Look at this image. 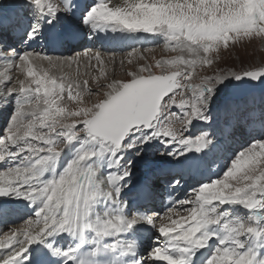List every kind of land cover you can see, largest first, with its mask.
<instances>
[{
    "label": "snow or ice",
    "instance_id": "6c2138e0",
    "mask_svg": "<svg viewBox=\"0 0 264 264\" xmlns=\"http://www.w3.org/2000/svg\"><path fill=\"white\" fill-rule=\"evenodd\" d=\"M109 2L73 0L70 6L69 0H25L23 7L30 8V13L0 15V61L5 68L0 73V108H12L0 134V162L17 160L0 168V197L12 195L37 205L34 219L0 230V264H21V259L27 264H199L198 250L204 248H211L205 264H264V254L252 243L258 239L264 246V225L256 223L264 219V212L241 221L227 219L223 208L264 209V138L230 153L222 174L190 188L186 198L169 197L171 204L163 213L141 211L128 216V201L121 198L128 187L121 182L132 174L133 161L124 160L128 151L135 150L136 157L151 151L154 162L164 161L154 163L138 188L139 194L151 200L158 194V181L171 191L189 174L224 157L237 133L245 129L250 134L264 133V96L259 104L233 106L228 90L233 81L264 85V70L226 72L194 83L198 61L181 55L157 61L160 74L141 66L128 72L126 80L105 78L99 83L93 77L97 99L91 102L85 100V93L93 95L88 80L81 84L52 71L70 68L81 56H88L87 51L61 57L36 50L17 52L9 44L24 29L26 42L42 37L43 26L68 19L90 29L89 38L97 29L106 28L156 34L172 51L202 50L205 56L199 62L211 64L206 54L221 44L227 47L230 40L264 34V0H124L122 6H109ZM74 34L69 28L57 39ZM91 58L104 77L100 53ZM14 69L25 78L17 77L10 87L9 73ZM65 97L73 102L71 109ZM74 141H79L76 154L57 173L61 152ZM154 141L162 146L159 150L153 147ZM18 142L22 146L12 151ZM93 143L100 150L85 147ZM103 153L107 161L101 173ZM93 157L96 163H88ZM49 165L52 175L45 179ZM145 224L158 237L147 254L140 256L137 242L128 235ZM216 225L218 229L211 227ZM60 234L80 242L74 247H55L54 238ZM32 245L40 247L25 255ZM105 254L110 259H103Z\"/></svg>",
    "mask_w": 264,
    "mask_h": 264
},
{
    "label": "bare ground",
    "instance_id": "6f19581e",
    "mask_svg": "<svg viewBox=\"0 0 264 264\" xmlns=\"http://www.w3.org/2000/svg\"><path fill=\"white\" fill-rule=\"evenodd\" d=\"M72 2H73V0H69L70 6H71ZM82 2L83 3H93L92 0H82ZM94 2H95V0H94ZM113 4H115V5H121L122 6L124 4V0H110L109 6H112ZM25 11H27V12L30 13L31 12V9L30 8H24V7H23V9H19V12L21 14H23ZM4 13L5 12H3L2 14H4ZM5 16H6V14H5ZM54 24H53V26L56 27ZM56 24H58V26L56 27V29L57 28H60L63 31H60L59 30V32L57 34L54 31H52L53 29H50V31H48V32L45 31L44 29L42 31L45 32L44 34H45V37L46 38L49 37L50 38V41H53V44L54 45L57 44V43H63V44H65L66 47H68L67 50H65L63 48L62 51L60 52L61 54H58L53 49H51L52 47L45 49L44 46L43 47L42 46H37V44L42 41V40L41 41L39 40L40 38H37V40L36 39L29 40V41H27V43L25 45L22 46L20 43H22L24 40H22L23 37H22L21 34H23V36L26 35V33H24V31L22 33L17 34L15 36V40H9V44L10 43H11L10 45L13 44V47L12 48H15V50L17 52L24 51V50H36L37 52H47L48 54L53 55V56H56V55L57 56L58 55H65V57L66 56L68 57L70 53H72L75 50L77 51L80 48H82V50H86L88 52V56H81L80 59H79V61L77 63H73L70 68L69 67H65L63 69H53L52 71L56 72V74L58 76L65 75L68 78L70 77L71 79L78 80L79 82L80 81L83 82L84 80H88L89 83H90V85H89L90 87H92L93 85H96L95 82H93V80H92V78H93L92 75H93V70H95L97 68H98L97 69V72H98L97 78H98L99 83H104L105 82V78H107V76L110 77V78H112V76L116 74L115 71L117 72V74L119 73V71H120L119 68L120 67H116V64H115L116 61L114 60V54H116V51H117V53L119 52V54H121V57L122 58H124L125 55H128L129 52H133V49H138L140 47L141 48L142 47H147L148 45L153 44V43L154 44H158V45H160V44H164L165 45L164 38L162 36H159V35H156V34H150V37L149 38H144V36H143L144 34H142L141 32H136V33H121V32H111V31L107 32L105 30L103 32H101L99 29H97L93 34H91V38H89L90 29H88L87 27H85L83 25H79L74 20L73 21H70L68 19H61ZM69 28H71L73 30V32L75 33L71 38L57 39V35L59 33L65 32ZM101 33H105V36L98 41L96 39V37H97L98 34H101ZM53 34H56V36H54ZM19 36H20V38H18ZM86 38H87V40L89 38V40L88 41L85 40ZM16 39H20V40L17 41ZM110 41H116L118 45L117 46H113V45H111L109 43ZM75 42H77L76 45L73 44ZM107 42L110 44V46H111V48L113 50V51H111V53H112L111 55L112 56L109 55V54H106V52H109V48L104 45ZM127 45H130V47H129V49H127V51L126 50L120 51L123 48V46H127ZM93 50L95 52H93ZM97 52L100 53L101 59L104 62V67H103V71L105 73V76L104 77H101L100 76V72H101L100 65L97 63V61L95 59H92L91 58ZM101 52H105V54L104 53H101ZM124 52H126V53H124ZM136 53H138V52H133V54H136ZM141 54L144 55V53H141ZM176 54L178 56H181V55L183 57L186 56L187 59L188 58H192L193 55H195V56L197 55V53L189 54L186 50L183 53H180V52L178 53L177 52ZM186 57H184V58L186 59ZM118 58H120V57H117V59ZM2 63L4 65V62L3 61H2ZM112 64H113V66H115V68H108L107 67V65L112 66ZM42 67H44L45 69H47V65L46 64L42 65ZM112 69H114V70H112ZM138 69L139 68H137L134 71H137ZM16 70H17L18 73H17V75H15V84H16V78L17 77H19L21 79L25 78L22 75V73H21V71L19 69H16ZM127 70H130L131 71V68H128ZM123 78L124 77H122V78L120 77L119 79L120 80H123ZM110 80H112V79H110ZM262 96H264V93H261V94L255 93V94L248 95L247 98L248 99H253V101L257 102V101H260V99H261ZM244 102H246V101H244ZM11 110L12 109L9 106L8 108L3 109L2 112H4V116H6L8 113L11 112ZM4 125H6L5 118H2L0 120V131H1L0 134H2V129H3ZM237 134L240 137L242 136V134H239V133H237ZM237 140H238V142H240V139L239 138H237ZM234 141H236V139H233L232 143L227 146V149H226V151H225L224 154H226L228 152V150L231 148L232 144H234ZM237 145H240V143H237ZM78 147H79V145L74 146V147H72V146L66 147L61 152V155L58 158L57 163H56V169H55V171L57 173H59V171L64 167V165L70 159H72L74 157V155L76 154V151H77ZM85 147L86 148H90L93 151L100 150L99 145L94 144V143L93 144L85 145ZM96 161H97V158L96 157H93L90 161H88V163H93L94 164V163H96ZM106 161H107V153H103L102 157L99 159L101 173H103L106 170L105 169V163H106ZM16 163H17V160H11V159H9V160H6L5 162H0V168H4L6 166H11V165H14ZM208 173H210V171ZM193 174H195V172L192 173V175ZM51 175H52V166L49 165L48 168H47V170L44 173V178L45 179L46 178H49ZM202 175L205 176L204 173ZM199 176H200V174L196 173L195 175H193V177L191 176V174H189L187 177H185L184 182L181 185H179L177 188H175L176 190L173 192V193H175L177 195V196H175V198H178V199H175V198H173V199L174 200H179L181 197L186 198L187 195H188V193H189V189L190 188L195 187L198 184H201L202 183L201 182V183H196L195 184V180H197ZM135 179L136 178H134V181H137ZM202 180L206 181L207 179H204V177H203ZM156 187L160 188V190H163V191L166 189V188H163L161 184L158 186L157 183H156ZM130 191H131V194H132V193L136 192L137 189H134V191H133L131 188H128V190L126 192L129 193ZM167 192L169 193V192H172V191H167ZM137 194H138V192H137ZM169 194H172V193H169ZM132 202L134 203V201H132ZM132 202H130V204L128 203L129 208L126 209V213H127L128 216H131L132 215L131 214V211L135 212V210H137V207H135V208L132 207V204H133ZM27 203L29 204L28 201H27ZM170 204H171V201H168L166 207H169ZM36 207H37V205L36 204H33L32 206L28 207L27 209L32 210V214H33L34 209ZM147 207L149 208V211L151 210L150 213H152V212L163 213L164 210H165V209H162L161 208V209H159V211H157L158 209H157V205L156 204L154 206H152V207L151 206L150 207L147 206ZM100 208H101V205L98 203L97 204V209H100ZM29 210H26V211H29ZM0 212L1 213H4L6 215H10V217L15 216V215H19V214H14V213L11 215V213H12L11 210H9V208H6L5 206H3V204H1V203H0ZM243 214H244V212H243ZM24 216L25 215H21V218L23 217L22 220L23 219H26V217H24ZM33 219H34V216H33ZM17 223L18 222H14V223H10V224L3 225V222L0 221V230H7L9 227H20V225L23 222L21 224H17ZM156 233L157 232L154 229H152L151 227H149L146 224L145 225H137L136 228H135V234L133 235V234L130 233L128 235V238L129 239H134L137 242V247H138L139 255L140 256H145L147 254L148 250L151 247H153V242L154 241H152V239H151L152 237L150 238V235L156 234ZM0 235H2V231H0ZM63 235L64 234H60L58 236L65 237ZM157 235H158V233H157ZM73 239H78V238L73 237ZM161 240H163V239L161 238ZM60 241L61 242H65L64 239H60ZM78 242H80L79 239H78ZM35 247L38 248V247H40V245H32L31 248H30V250H29V252L28 253H25V255L30 254L31 249H34ZM85 247H88V245H85ZM261 249L262 248H261L260 245L255 246V250L258 253H260V254H262V252H260ZM198 251L200 253L199 264H203L207 260L209 254H210L209 253L210 252V248L199 249ZM102 258L103 259H106V260L107 259H110V254H105V256L102 257ZM77 259H79V257H77ZM201 259H204L202 263H201ZM21 263H22V259H21ZM117 264H118V262H117ZM153 264H155V262H153Z\"/></svg>",
    "mask_w": 264,
    "mask_h": 264
},
{
    "label": "rangeland",
    "instance_id": "374dc122",
    "mask_svg": "<svg viewBox=\"0 0 264 264\" xmlns=\"http://www.w3.org/2000/svg\"><path fill=\"white\" fill-rule=\"evenodd\" d=\"M92 2H94V0H92ZM24 4H25V0H0V15L15 14L16 12H19L18 9H23ZM3 12H5V13L2 14ZM54 23L53 24L57 27L58 26V24H56L57 22H54ZM50 27H52V25ZM56 27L53 28L54 32L58 33L59 30L63 31L60 28L56 29ZM143 34H144L143 35L144 38L150 37V34H148V33H143ZM22 40H24V39H22ZM85 40H87V38ZM88 40H89V38H88ZM26 43H27V41L26 42L23 41L20 44L23 46ZM41 45H42V43H40V46ZM11 47H13V44L11 45ZM128 47H130V45L124 46V48H122L121 50L127 51V49H129ZM64 49L67 50L66 46L64 47ZM78 50L77 51L75 50L72 53H70L68 57H73V56H76L78 53H84L86 51V50H82V48H80ZM138 50H139L138 53L133 54L131 57L128 55H125L124 58H122L121 54H119V52L117 53V51H116V54H114V60L116 61V63H115L116 67H120L119 68L120 71L118 74L115 71L116 74L113 75L112 78L107 76V78H108L107 80L111 81L110 79H112V80L113 79H119L120 77L121 78L124 77L123 80H126L129 78L127 76V73L130 72V70H127L128 68H131V71L132 70L134 71L137 68H140L141 66H150L151 70L153 71L154 74H160L161 69L156 67L157 61L172 60L174 57L178 56L176 53L177 52L179 53V51H172L170 47L166 48L164 44L158 45V44H154V43L148 45L147 47H142V48L140 47V48H138ZM111 51H113V50L110 49L109 52H106V54L111 55L112 54ZM93 52H95V51L93 50ZM101 53L105 54V52H101ZM124 53H126V52H124ZM141 53H144V55ZM59 54H61V53H59ZM206 55L209 59H211V61H212L211 64H203V63L199 62L200 58L205 56V54L203 53L202 50L199 53H197L196 56L193 55L192 58H188V59H197V61H198L197 66L195 68V72H194V80H193L194 83L199 82V79L201 77L220 75V74H223L226 72L261 71V70H264V34H262L260 36H256L255 33H253V35L251 37H243L241 40H239L237 42H233L230 40L227 47H225L223 44H221L218 49H216L214 51H210ZM58 56H61V57L64 56L65 57V55H58ZM117 57H120V58L117 59ZM184 57H186V56H184ZM186 59H187V57H186ZM129 61H131V63H129ZM107 67L108 68H115V66H113V64H112V66L107 65ZM97 69L93 70L92 77L96 76V78H97V75H98ZM112 70H114V69H112ZM4 71H5V68L3 66L2 61H0V73H3ZM17 73L18 72L16 69L12 70L9 73V75L12 77V84L9 85L10 87L15 84V75H17ZM80 82L83 83L82 81H80ZM2 83L3 82L1 81L0 86H2ZM232 84H233V82L228 84V90L230 91V95H231V90H232ZM89 85H90V83H89ZM90 88L93 91V95L89 96L87 93H85V100L94 102L97 99V96L95 95V92L97 91L96 85H93ZM177 99H179V97H177ZM231 99H232L233 106H236V105L243 106L245 103L251 105L253 103V99H248L246 97L241 99V100H236L231 95ZM244 101H246V102H244ZM65 103L68 105V107L70 109L73 107V102L67 101L66 97H65ZM256 104H259V101H257ZM2 110L3 109L0 108V120L2 118H5V122L7 123L8 117L11 114L12 110L6 116H4V112H2ZM173 111H178V109H173ZM193 123H195V121ZM0 133H1V131H0ZM237 138L240 139V142H238ZM262 138H264V133L260 132L259 130L250 134L247 132V129H245V132L242 134L241 137L238 136V134L236 135V137L234 138V139H236V141H234V144H232L231 148L228 150L229 153L227 152L226 154H224V157H222L220 160L216 161L214 158L213 161H211L209 163V166L205 169L208 170V172L210 171V174L213 175V178L219 176L220 174H222V171L224 170V167L227 164L226 157L230 153H234L240 147L246 146L253 139H262ZM22 143L23 142H18L16 146H13L11 148V150L16 151L18 149V147L22 146ZM237 143H240V145H237ZM77 145H79V141H74L72 143V145H69L67 147H70V146L74 147ZM153 147L156 148L157 150H159L162 146L159 145V143L157 141H154ZM134 152H135V150H132V151H128L124 154L125 162L127 160L131 159L133 161V165H132L131 177L126 178L125 181L121 182V183L126 182L128 184V187L122 191L121 198L127 200L129 204L132 201L133 196L129 195L126 192L128 190V188H131L134 190L135 187L137 186V183H139V180H140V184H142V182L145 180L147 175H149L150 169L153 167L154 163L155 164L164 163L163 160H156L154 162L153 158L151 156V151H148L147 153L143 154L141 157H136L134 155ZM134 178L137 179V182L134 181ZM213 178H211V179L208 178V180L206 182H210ZM157 184L159 186L160 184H162V182L158 181ZM156 188L158 190L160 189L158 187H156ZM223 208L226 209L228 212L227 219H239L241 221L248 220V218L250 216H253V215L259 216L261 214V212H264V209H260L259 211L248 210V209L243 208L239 205H233L231 207H229L228 205H225V206H223ZM243 212H244V214H243ZM181 214H184L182 210H181ZM28 218H33V217L32 216L26 217V219H28ZM23 220H25V219H23ZM23 220L18 222L17 224H21L23 222ZM256 223H257V226L264 225V219H260ZM216 228L218 229L219 225H216ZM156 238H157V234H155L154 238H152L153 241L156 240ZM252 242L254 243V245H257L258 242L261 244V241L258 239H254Z\"/></svg>",
    "mask_w": 264,
    "mask_h": 264
},
{
    "label": "water",
    "instance_id": "95a60500",
    "mask_svg": "<svg viewBox=\"0 0 264 264\" xmlns=\"http://www.w3.org/2000/svg\"><path fill=\"white\" fill-rule=\"evenodd\" d=\"M253 93H264V85H250L233 81L231 90L233 98L240 100Z\"/></svg>",
    "mask_w": 264,
    "mask_h": 264
}]
</instances>
